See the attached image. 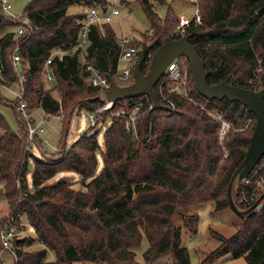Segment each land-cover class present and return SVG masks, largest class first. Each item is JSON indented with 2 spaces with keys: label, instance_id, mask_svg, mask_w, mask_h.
<instances>
[{
  "label": "trees",
  "instance_id": "1",
  "mask_svg": "<svg viewBox=\"0 0 264 264\" xmlns=\"http://www.w3.org/2000/svg\"><path fill=\"white\" fill-rule=\"evenodd\" d=\"M135 1L143 5L151 26L149 32L142 33L141 41H132L140 46L151 43L149 54L162 43L182 36L173 33L180 16L170 10L162 18L151 0ZM110 3L30 0L23 14L32 24L21 34L11 29L20 21L4 13L0 5V86L20 82L13 65L17 48L25 76L22 86L27 109L42 107L46 115L56 114L62 120L59 145L54 150L46 149L44 132L35 137L31 146L35 144L41 153L36 157L26 149L27 122L36 120L22 115L19 98L9 100L17 116V131L0 112V195L9 204L0 226L14 224L18 229L25 218L36 233L14 240L17 259L12 264H75L88 260L97 264H137L134 248L143 238L149 246L144 253L146 264L164 253L171 254L173 264H191L188 248L181 245V235L183 228L197 231L198 214L186 213L185 209L209 201L215 205L213 212L232 208L227 196L229 180L244 158L257 120L237 101L201 95L194 85L190 61L184 56L178 59L189 68L191 93L205 109L177 94H168L174 102L173 111L150 108L148 95L116 100L113 109L140 104L142 112L135 132L127 129L123 117L110 118L103 134V166L97 175L98 131L84 133L67 145L76 109L97 107L104 98L101 87L91 84L83 54L67 53L62 58L55 55L49 64L53 83L45 77V62L55 49L67 50L79 40L92 7L107 12ZM73 4L86 8L71 13L69 7ZM196 6L202 21H192L185 34H191V43L205 61L208 82L226 79L249 89L264 86V0H196ZM88 33L87 57L102 72L113 73L122 51L114 27L99 20L90 25ZM149 59L148 55L143 73L150 67ZM154 90L158 100L167 103L156 86ZM210 110L219 111L233 124L222 142L218 137L221 121ZM107 118L105 112L98 123ZM224 149L229 152L226 156ZM263 159L264 155L257 165ZM31 160L32 189L27 177ZM257 167L233 189L238 208L252 205L264 191V186L255 189L256 180L264 177V168L256 173ZM70 170L82 175L84 190L63 178L47 183L58 172ZM88 177L92 178L86 181ZM178 218L182 223L177 225ZM233 227L235 232L230 236L216 232L220 244L199 264H210L226 253L233 258L244 257L243 264H264V200L259 210L241 215ZM35 240L44 247L24 249ZM48 249L56 252L55 260L46 259Z\"/></svg>",
  "mask_w": 264,
  "mask_h": 264
},
{
  "label": "rangeland",
  "instance_id": "2",
  "mask_svg": "<svg viewBox=\"0 0 264 264\" xmlns=\"http://www.w3.org/2000/svg\"><path fill=\"white\" fill-rule=\"evenodd\" d=\"M29 1L30 0H10L12 7L9 11H5V13L9 15L13 14L14 16H20L24 13V8ZM151 1L154 2L155 9L158 12L159 16H161L162 18H166V14L170 10L174 12L178 17L182 13L189 18H193L197 9L196 0H164V2L159 0ZM109 2L111 3L109 5L108 12H110L113 7H117L119 9V14L112 15V19L111 21H109V24L114 27L115 33L118 34L117 36H119V38L130 36L131 38H135L141 41L142 33L149 32V27L151 26L150 19L149 17H147L143 5L135 0H109ZM85 8L86 6L83 4H73L69 7V12L74 13ZM11 29L15 31L17 27L13 26L11 27ZM176 29L177 26L173 30V33L176 32ZM150 56L151 54H149V58ZM119 63V68L122 71L127 63L123 59H121ZM52 83L48 84L52 86ZM19 87V83L11 87L0 86V112L5 116L7 123L14 131H17L19 129V124L16 113L14 112L9 100L15 101L18 99L16 92L20 89ZM27 111L28 117H31L36 121L40 120L41 118H45L46 130L44 131V135L47 140V142L45 143V147L48 151L54 150L59 145L58 140L62 129L61 117L56 114L46 115V112L42 107H38L33 110L27 109ZM90 121L89 111L87 110V108L85 106L77 108L71 117V121L69 124L70 128L66 137V141L67 145L69 146V144L77 140L78 137H80L84 133L91 134L98 131L97 139L100 143V149H98L97 151L98 164L95 170V173L97 175L101 172V168L103 166V155L101 154V150L104 149L103 134L105 129L109 126L110 119L99 122L97 126L91 125ZM33 147L35 156L39 157L41 153L38 151L35 144L33 145ZM33 168L34 165L33 161L31 160L27 171L28 185L31 189ZM59 178H63L69 182H73L72 185L76 189H85V186H83L80 182L82 179V175L77 171H60L54 176V178L47 181V183L55 182V180ZM91 178L92 177L86 178V181ZM214 207V203L209 201L208 203L193 204V206L185 209L186 213L198 214V224L196 228L197 231L191 233L187 229L183 228L181 235V245L188 248L191 264H199L212 249L220 244V240L216 237V232L220 235L222 234L224 236H230L233 232H235V228L233 226L241 220V215L235 212L232 208L227 207L223 211L213 212ZM8 211L9 204L7 202V199L5 196L0 195V220L8 213ZM25 220L26 219L24 218V221H22L18 225L19 238L30 234L36 236V233H34V229H26L27 226L31 225ZM181 223V218H178L177 225ZM3 227L4 232L6 233L8 225H5ZM1 229L2 226H0V264H12L17 259L16 250L13 253L12 250L3 248L1 241ZM42 247H44V245L35 240L31 244L25 245L24 249L34 251L42 249ZM148 247L149 246L147 239L143 238L139 247L134 248V250L136 251L137 264H146L144 253L148 249ZM46 259L55 260L56 252L52 249H48ZM244 262V257L233 258L230 253H226L222 257L210 262V264H243ZM75 264L97 263L88 260L84 262L76 261ZM103 264L110 263L103 262ZM148 264H173V260L170 253H164Z\"/></svg>",
  "mask_w": 264,
  "mask_h": 264
},
{
  "label": "built area",
  "instance_id": "3",
  "mask_svg": "<svg viewBox=\"0 0 264 264\" xmlns=\"http://www.w3.org/2000/svg\"><path fill=\"white\" fill-rule=\"evenodd\" d=\"M0 5H2V9L5 13V11H9L12 7L10 0H0ZM119 14V9L117 7H113L110 12H101L99 8L92 7L90 9V13L87 16V20L85 21L81 32H80V38L79 40L73 44L72 47H70L67 50L63 49H55L53 53L49 56V58L46 60L45 65L47 66V70L45 72V77L50 82L53 81V74L51 73L49 69V64L52 61V58L55 55H58L59 58H62L65 54H76L81 53L84 55L83 62L85 64L86 69L90 71L89 79L91 81V84L94 86H100L101 87V97L104 98V101L99 104V106L89 109V117H90V123L91 125L97 126L99 123L98 121L103 117V114L105 112L108 113L110 119L114 115H118L124 118V124L126 125L127 129L136 131L137 126V119L139 115L142 112V108L140 104H134L129 109L126 108H118L113 109L115 101H110L106 98V95L104 94L105 90L110 87V79L107 75V73L102 72L99 68H97L90 59L87 57L88 53V44L89 41V29L90 25L92 23H95L96 21L102 20L109 22L111 21L112 15ZM11 16L15 17L17 20L20 21L18 25H16L17 34H21L27 27H31L32 20L25 15L21 14L20 16H14L13 14H10ZM179 22L177 25V29L175 30L176 34H185L186 27L192 22L195 21L196 23H201L202 17L199 12V8L197 6L196 12L194 14L193 18H189L184 14L179 15ZM120 47L122 48V51L120 53V56L118 58V66L116 70L112 73V77L118 81L120 84H129V82H132L134 80L133 73H134V67L136 65V61L139 57V54L141 52V46L137 43L132 41V38L130 36L127 37H120L119 38ZM15 54L13 56V65L15 66L17 73L19 75V83H20V89L16 92V95L19 98L18 103V109L24 115L26 118H28V111H27V101L25 100V96L23 95V80H24V72H23V66H21L22 58L20 57V53L17 51V48L14 49ZM123 59L126 61L127 65L123 68L121 71L119 68V61ZM262 68L258 69V72H261ZM161 78L156 83L157 92L161 94V96L166 100V105L172 107L174 110V102L171 100V98L168 97V94H177L180 96H184L189 101H192L194 104L199 105L200 102L194 97V95L191 93V87L189 86V68L181 63L179 61L178 57L174 58L171 63L166 68L165 72L160 76ZM200 107L205 109L206 107L200 104ZM210 114H212L215 118H217L219 121H221V126L218 132V137L220 141L222 142L225 139V134L228 130L232 127V122L227 120L222 113H220L217 110H210ZM28 127V138H27V150L31 152V154L34 153V148L31 146L33 144V141L35 140V137L39 138L42 136V133L45 131V118H41L38 121H31L28 120L27 122ZM44 140V138H43ZM225 156L228 155L227 149H224ZM256 173L259 172V170L264 168V159L257 165ZM257 185L255 189H258L262 186H264V177L261 176L257 180ZM21 218V217H20ZM2 234V246L4 249H10L15 252V249L13 248V243L15 239L19 238L18 229L14 224H11L8 226L6 233L4 232V229H1Z\"/></svg>",
  "mask_w": 264,
  "mask_h": 264
},
{
  "label": "water",
  "instance_id": "4",
  "mask_svg": "<svg viewBox=\"0 0 264 264\" xmlns=\"http://www.w3.org/2000/svg\"><path fill=\"white\" fill-rule=\"evenodd\" d=\"M190 38V33L183 34L159 45L150 56V67L144 73L142 71L143 63L149 55L152 44L143 43L134 67V80L129 82V84H120L112 77V73L109 71L107 75L111 83L104 94L110 101L148 95L151 101L150 108L173 111L172 107L158 100L154 86L171 61L176 57L184 56L190 61L194 85L201 95L209 99L216 98L219 100L226 97L230 101H237L245 105L248 111L255 114L257 122L252 131L244 158L240 161L229 180L227 196L235 212L240 215L252 213L262 207L264 191L252 205L246 208H238L233 197V189H237L241 181L249 176L264 155V86L259 89H249L241 85H234L226 79L217 83H209L207 80L209 71L205 67V61H203L197 48L191 43ZM98 98L99 96L92 100H97Z\"/></svg>",
  "mask_w": 264,
  "mask_h": 264
},
{
  "label": "crops",
  "instance_id": "5",
  "mask_svg": "<svg viewBox=\"0 0 264 264\" xmlns=\"http://www.w3.org/2000/svg\"><path fill=\"white\" fill-rule=\"evenodd\" d=\"M181 14H182V13H181ZM114 30H115V29H114ZM13 86H14V85H13ZM1 87H11V86H8V85H7V86H1ZM19 88H20V87H19ZM43 136H44V138H45V140H46V137H45V135H43ZM46 141H47V140H46ZM29 228H32V229H33V227H31V226H27V228H26V229L28 230Z\"/></svg>",
  "mask_w": 264,
  "mask_h": 264
}]
</instances>
